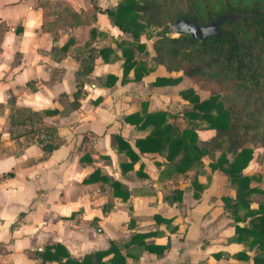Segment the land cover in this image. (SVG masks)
<instances>
[{
  "label": "crops",
  "instance_id": "obj_1",
  "mask_svg": "<svg viewBox=\"0 0 264 264\" xmlns=\"http://www.w3.org/2000/svg\"><path fill=\"white\" fill-rule=\"evenodd\" d=\"M119 1L0 0V264H264V247L237 240L246 224L224 208L235 190L213 159L179 172L136 148L151 127L130 116L164 111L184 129L179 92L193 83L154 85L182 76L161 65L121 83L131 38L106 14ZM140 42L152 56V41ZM213 134L197 130L200 141ZM242 174L264 191L256 154ZM250 199L257 209L264 195Z\"/></svg>",
  "mask_w": 264,
  "mask_h": 264
},
{
  "label": "trees",
  "instance_id": "obj_2",
  "mask_svg": "<svg viewBox=\"0 0 264 264\" xmlns=\"http://www.w3.org/2000/svg\"><path fill=\"white\" fill-rule=\"evenodd\" d=\"M227 12L245 16L219 25L224 35L221 38L194 41L187 34L174 37L169 27L162 24L183 18L207 25ZM106 14L119 31L131 38L130 42L120 44L121 83L128 81L130 71L134 80H140L161 65L169 72H181L182 76L156 78L154 85H176L187 77L194 85H206L208 92L204 99L192 87L179 92L190 106L183 113L186 126L182 130L174 125L175 116L164 111L132 114L130 118L141 122L142 128L151 127L147 136L136 140L138 151L164 156L179 172L199 166L204 156L213 159L211 170L224 173L235 190L233 199L222 198L224 208L234 222L246 224L235 226L237 240L247 243L249 248L254 245L263 248L264 202L251 209L250 197L255 193L264 195V191L251 186L253 178L242 172L254 154L258 163L264 162V0H120ZM153 26H161V30L154 34ZM141 37L152 41V56L140 42ZM111 53V48L98 51L104 61H108ZM83 70L87 74L91 66ZM105 80L106 86H112L117 78L107 75ZM197 130H210L214 134L200 141ZM247 143L251 146H246ZM257 144L262 151L255 153ZM124 147L131 163L136 162L138 156L129 146ZM52 149V145L44 148L46 152ZM105 253L93 256L100 260ZM90 258L86 256L81 263L86 264Z\"/></svg>",
  "mask_w": 264,
  "mask_h": 264
},
{
  "label": "water",
  "instance_id": "obj_3",
  "mask_svg": "<svg viewBox=\"0 0 264 264\" xmlns=\"http://www.w3.org/2000/svg\"><path fill=\"white\" fill-rule=\"evenodd\" d=\"M245 15L235 12H227L211 20L207 25H199L189 19H177L169 26L175 35L187 34L194 41H202L207 37L221 38L224 35L219 30V25L228 21H236Z\"/></svg>",
  "mask_w": 264,
  "mask_h": 264
},
{
  "label": "rangeland",
  "instance_id": "obj_4",
  "mask_svg": "<svg viewBox=\"0 0 264 264\" xmlns=\"http://www.w3.org/2000/svg\"><path fill=\"white\" fill-rule=\"evenodd\" d=\"M165 17H168L167 15L165 16ZM164 17V18H165ZM162 24H165V25H167L168 27H169V30H170V35H172V36H176L173 32H172V30L170 29V23H166V21H163V23ZM161 30V26L159 27V26H153L152 27V32H154V34L156 33V32H159ZM187 82V85H186V87L188 86V82L189 81H186ZM190 84V83H189ZM193 86V89L199 94V96L200 97H204V96H206L207 94H208V92L206 91V85H204V87H202V86H199V85H192ZM185 87V86H184ZM246 146H251V144L250 143H247L246 144ZM254 148H255V152H261L262 151V149H261V147H260V145L259 144H257V145H255L254 146Z\"/></svg>",
  "mask_w": 264,
  "mask_h": 264
}]
</instances>
